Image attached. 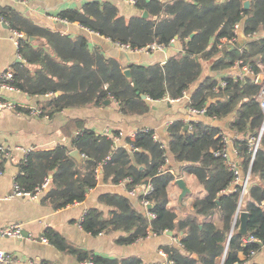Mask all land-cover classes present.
Segmentation results:
<instances>
[{"label": "trees", "instance_id": "trees-1", "mask_svg": "<svg viewBox=\"0 0 264 264\" xmlns=\"http://www.w3.org/2000/svg\"><path fill=\"white\" fill-rule=\"evenodd\" d=\"M245 1L134 0L141 13L126 18L115 3L91 0L58 14L66 22L79 23L112 44L128 45L135 51L151 44L169 48L179 41V51L164 63L132 64L131 78L118 59L105 55L99 46H90L86 35L38 26L10 7L0 10L11 31L23 34L18 52L26 63L14 66L13 85L29 96L42 97L35 107L43 114L51 118L69 108L104 107L110 100L117 102L125 116H145L153 102L180 99L193 90L190 108L204 109L205 117L218 121L232 118L231 132L243 136L236 140V147L239 170L250 174L244 194L234 170L217 154L224 148L219 129L195 120L169 124L167 143L155 138L152 129L140 130L134 139L116 145L112 135L119 130L111 135L98 133L87 128L85 120L69 119L63 131H70L72 147L82 160L73 157L65 145L33 151L19 163L17 184L34 191L50 178L45 199L54 209L85 201L100 183L123 184L126 194L98 195L101 206L86 211L85 231L93 235L121 232L117 239L121 245L172 232L179 245L163 246L168 260L160 264H255L252 252L264 248V133L253 158V138L264 124L259 103L263 84L257 82L264 76V0H250L249 9ZM237 24L248 42L244 46L223 43V38L237 37ZM31 37L38 39L30 41ZM241 60L252 68L253 76L232 73ZM205 63H210L207 75ZM221 72L228 73L217 77ZM168 158L181 164L178 171L167 165ZM179 177L194 178L204 193L183 216L171 207V190ZM149 184L154 190L146 199L152 207L144 206V196H138L144 207L141 211L129 192ZM242 212L249 213L245 235L239 233ZM49 236L58 248L77 254L83 262L144 264L137 256L103 257L78 250L57 233ZM251 237L256 240L248 242Z\"/></svg>", "mask_w": 264, "mask_h": 264}, {"label": "crops", "instance_id": "crops-1", "mask_svg": "<svg viewBox=\"0 0 264 264\" xmlns=\"http://www.w3.org/2000/svg\"><path fill=\"white\" fill-rule=\"evenodd\" d=\"M88 1L91 0H0V10L10 7L21 12L38 26L51 28L73 36L84 34L88 38L90 46L101 47L105 55L118 59L125 69H130L132 64L164 63L170 56L179 51L180 43L178 40H175L169 48L161 47L148 51L126 49L112 44L108 39L87 30L79 23H69L55 19L61 11L81 8ZM100 1L115 3L119 8L120 14L126 18L141 13L136 8L135 3L130 0ZM248 40L249 37L244 34L241 27L238 31L236 43L239 46H244ZM234 44L229 45L233 46ZM19 59L22 58L12 40L11 29L9 26L6 27V25L0 23V74L9 69H14L16 64L21 63ZM209 67L210 63H205L204 75L209 73ZM234 68L235 71L232 72L234 75H254L244 74L236 66ZM227 73H218L217 77L224 76ZM192 91L173 101L165 98L153 102L151 112L145 116H125L119 111L117 102L111 101L109 105L104 107L65 109L54 117L49 118L41 115L34 116L28 112L27 107H35L38 99L42 97L29 96L21 90L20 92H10L0 89V97L8 98L21 107L20 111L5 110L0 113V143L12 148L11 157H0V168L3 170V174L0 175V230L14 224H22V237L0 238V249L21 260L22 264H88L81 261L77 254L58 248L49 236L50 232H54L60 235L69 245L91 254L118 259L137 256L144 264H160L167 261L168 256L161 255L160 250L166 245H179V241L173 236V233L172 235L167 233L161 236H151L130 245H121L117 242L119 236L123 234L121 232H102L98 235H93L84 230L83 222L86 211L91 207L101 206L97 200L98 195L108 191L126 194L123 184L100 183L98 187L89 191L85 201L75 202L61 209H54L51 203L45 199L49 187L37 199L27 197L9 198V196L14 190V181H16L19 163L29 153L36 150H51L58 145L68 146L72 150L71 154L77 150L72 147L70 131H63V127L69 119L78 118L85 120L87 128L109 135L112 134L113 130L123 131L126 135H132L145 128L154 129L156 130V135L162 138L165 143L169 140L167 127L175 120L199 121L218 128L219 134L223 132L229 137L228 150L230 158L239 164L241 159L236 147V140L243 139V136L231 132L229 123L232 118L218 121L207 118L204 115H193L190 112L191 108L188 106ZM24 106L27 107L25 108ZM73 130L77 132L75 128ZM117 134L112 135L114 142V137ZM125 139L121 138L115 144L119 145ZM167 165L172 166L174 171H178L181 164H177L171 158H168ZM240 173L241 176H246L241 170ZM183 179L193 193L196 189L190 185L188 179ZM180 193L181 190L174 183L171 190V199L175 198L179 202ZM129 196L139 210H144L143 205L138 201V196H132L130 192ZM192 204L193 202L189 204L188 208L180 216L190 211ZM215 220L219 221L218 218H215ZM251 262L264 264V248L253 256Z\"/></svg>", "mask_w": 264, "mask_h": 264}, {"label": "built area", "instance_id": "built-area-1", "mask_svg": "<svg viewBox=\"0 0 264 264\" xmlns=\"http://www.w3.org/2000/svg\"><path fill=\"white\" fill-rule=\"evenodd\" d=\"M11 1H27V0H11ZM132 3H135L134 0H130ZM55 19L57 20H61L63 22H66L62 19H60L59 17H55ZM0 23L3 25H8L7 21H5L2 17L0 18ZM241 28V25L237 24L235 26V34H238L239 29ZM23 37V34L19 33L18 31H12V40L14 41L15 45L17 46V48L19 49V40ZM237 41V37H233L230 39H226L223 38L222 42L223 43H228V44H234ZM121 47H124L126 49H130V47L128 45H120L117 44ZM157 48H161L160 46H157L156 44H151L149 46L148 49H142L139 51H144V50H154ZM236 67L240 68L244 74H253V70L250 66L245 65L243 63V61H238L235 65ZM13 80H14V70L13 69H9L6 72H3L2 74H0V89L5 90V91H10V92H20V90L18 88H16L13 85ZM53 96V94H49L48 97ZM171 101H173V99H170ZM259 103L260 106L264 112V83H263V87L262 90L260 92L259 95ZM25 108L27 106H24ZM20 105L16 104L14 101L8 99V98H3L0 97V113H2L5 110H12V111H20ZM28 108V112L34 116H44V117H48L47 114H43L41 110L37 109L36 107H27ZM190 112L193 115H204L205 114V110H197V109H190ZM144 130L146 131H150L149 128H145ZM264 132V127L261 130V132L259 133L257 138H253V142L255 143L254 149H253V158L257 152L258 149V145H259V141L263 135ZM136 133H133L132 135H126L123 131H120L115 137V142H118L121 138H134L136 136ZM220 136L223 138V142H224V148L223 150L219 151L217 154L222 156L225 161L229 164V166L234 170L235 174H236V183H239L242 185L243 188V194L245 193L247 184H248V180H249V175L247 174L246 176H241L240 170H239V164L235 161H233L230 158L229 155V143H230V139L229 137L224 134L223 132H220ZM155 138H158L157 135L154 136ZM1 156H5V157H11L12 156V148L8 147L6 145H3L0 143V157ZM3 174V170L2 168H0V175ZM50 184V179H46L45 182L41 185L36 187V189L34 191H28V190H24L22 189L16 181H14V190L12 192V194L9 196V198H14V197H27V198H32V199H37L39 197V195L46 191L49 187ZM154 190V187L152 184H149L147 186H137L134 189H132L130 191V194L132 196H144L142 199V204L144 206H149L152 204L150 203L149 200L146 199V197L148 195H150ZM148 215L151 218H154L155 215L152 212H148ZM2 237H14V238H20L22 237V224H14L12 226L6 227L2 230H0V238ZM256 239L254 237H251L248 242H252L255 241ZM160 254L167 257L168 254L164 251V250H160ZM252 255L255 256L256 252H252ZM88 264H94L92 261H85ZM0 264H22L21 260L15 258L12 254H9L7 252H5L4 250L0 249ZM171 264H174L173 262H171Z\"/></svg>", "mask_w": 264, "mask_h": 264}, {"label": "water", "instance_id": "water-1", "mask_svg": "<svg viewBox=\"0 0 264 264\" xmlns=\"http://www.w3.org/2000/svg\"><path fill=\"white\" fill-rule=\"evenodd\" d=\"M244 7H245V9H249V8L251 7V1H250V0L245 1V2H244ZM143 17H144V18H148V17H149L148 12H144V13H143ZM7 26H8V25H6V27H7ZM37 39H38V37H31V38H30V41H35V40H37ZM177 39H178V37H177ZM19 61H20L21 63H25V61H24L23 59H19ZM124 74H125L127 77L131 78V70H130V69H125V70H124ZM257 82H258V84H263V82H264V76H263V75L259 76ZM142 97H143L144 99L147 98L146 95H142ZM30 99H31V98H30ZM110 103H111V101L108 100V101L105 102V105H109ZM186 129H188V126L186 127ZM71 155H72L73 157H75V158H76L77 160H79V161L82 160V157H81V155H80V153H79L78 150L72 152ZM176 185H177V186L179 187V189L181 190V193H180V195H179V197H178L179 204H181L182 201L185 199V197H186L188 194L192 193V190L188 187L186 181H185L183 178H178V179L176 180ZM151 207H152V206L149 205V206H148V209H151ZM248 220H249V213H248V212H242V213L240 214V228H239V233H240V234H243V235L247 234V232H248V230H247ZM234 225H235V224H234ZM234 225H233V228H232V229H234ZM168 234L172 235V232H169ZM193 257H194L195 259L198 258V256H197L196 254H194Z\"/></svg>", "mask_w": 264, "mask_h": 264}, {"label": "rangeland", "instance_id": "rangeland-1", "mask_svg": "<svg viewBox=\"0 0 264 264\" xmlns=\"http://www.w3.org/2000/svg\"><path fill=\"white\" fill-rule=\"evenodd\" d=\"M190 181V185L194 187L196 190L193 193L188 194L184 201V205H180L179 202L175 198L171 199V207L181 215L183 211H185L186 208H188L189 204L192 203L195 199H197L199 196H202L204 193L201 190V187L197 183V181L194 178H188Z\"/></svg>", "mask_w": 264, "mask_h": 264}]
</instances>
